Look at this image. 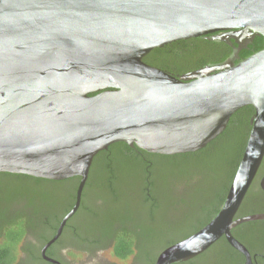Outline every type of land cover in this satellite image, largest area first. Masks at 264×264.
Returning <instances> with one entry per match:
<instances>
[{
	"label": "water",
	"instance_id": "water-1",
	"mask_svg": "<svg viewBox=\"0 0 264 264\" xmlns=\"http://www.w3.org/2000/svg\"><path fill=\"white\" fill-rule=\"evenodd\" d=\"M213 34L238 47L264 36V0H0V171L78 176V210L94 156L124 141L149 152L197 150L252 105L251 128L224 201L201 228L163 248L154 264L204 252L222 236L253 264L232 227L264 158V48L237 63L173 74L143 61L153 48ZM239 41L235 40V37ZM248 40V41H249ZM259 186L264 191V176Z\"/></svg>",
	"mask_w": 264,
	"mask_h": 264
},
{
	"label": "trees",
	"instance_id": "trees-1",
	"mask_svg": "<svg viewBox=\"0 0 264 264\" xmlns=\"http://www.w3.org/2000/svg\"><path fill=\"white\" fill-rule=\"evenodd\" d=\"M262 48L263 35L255 34L238 47L233 38L225 41L206 34L153 48L142 59L179 75L229 60L237 63ZM253 114L252 105L237 109L222 132L194 151L160 154L137 145L131 147L124 141L111 143L99 151L93 158L78 210L66 222L60 237L46 249V254L66 264L61 249L73 248L89 255L110 249L121 260L135 254L141 262L154 264L157 255L151 254L150 247L162 245V250L185 238L206 224L221 207L242 155ZM261 170L264 171V158ZM196 171L207 176L205 190L201 182H194ZM1 177L21 190L7 203L11 207L0 203L3 224L0 264L27 261L53 264L42 259L40 249L72 207L79 177L56 180L0 171ZM174 182H180V186L197 195L192 202V198H181L179 193V203L174 208L179 209V216L164 219L170 196L177 188ZM90 192L96 205L88 201ZM262 212L264 191L255 183L246 193L235 219ZM79 215H87L89 219L78 222ZM231 231L253 255V264H264V219L243 221ZM19 248L26 256L23 263L15 262ZM243 262V255L222 236L204 252L173 264Z\"/></svg>",
	"mask_w": 264,
	"mask_h": 264
},
{
	"label": "rangeland",
	"instance_id": "rangeland-1",
	"mask_svg": "<svg viewBox=\"0 0 264 264\" xmlns=\"http://www.w3.org/2000/svg\"><path fill=\"white\" fill-rule=\"evenodd\" d=\"M167 175L171 176L170 172H168ZM194 177H195L194 182L195 183L201 182V187L202 189L205 190L206 185H207V176L202 174L199 171H196L194 174ZM170 180L173 181V177L170 178ZM180 182H174V185L178 189L176 188V190H174L170 196V201H169L170 206L166 209L167 213L163 216L164 219H171V218H176L177 216H179L178 214L179 209L174 210V208L177 207L179 203L178 201L179 193H180L181 198L188 199V200L192 198L191 200L192 202L194 201V197H196L197 195V192H194L193 190H187V188H183L182 186H180L179 185ZM20 190L21 189L18 188L14 183L8 182V180L1 177L0 178V203L7 205L9 200L11 198H14L17 192H19ZM88 201L91 205L93 204L96 205L97 203L95 202V198L91 192L88 194ZM7 206L11 207L10 204ZM141 211L143 210L141 209ZM170 212H171V215H169ZM76 219L78 222H85L89 218L87 215H79ZM161 246L162 245L150 247L149 250L151 254L153 256L157 255L161 250ZM17 253H18V260H20V262L23 263L26 258L23 250L19 248ZM60 253L66 264L107 263V262H111L114 264H145V262L143 261L141 262L140 259H138V257L135 254L130 255L126 259L121 260L117 258L116 256H114L110 249L100 250L94 253L93 255H89V253L85 251H80V250H76L73 248H64V249H61ZM25 264H31V263L27 261ZM37 264H44V262L39 261Z\"/></svg>",
	"mask_w": 264,
	"mask_h": 264
},
{
	"label": "flooded vegetation",
	"instance_id": "flooded-vegetation-1",
	"mask_svg": "<svg viewBox=\"0 0 264 264\" xmlns=\"http://www.w3.org/2000/svg\"><path fill=\"white\" fill-rule=\"evenodd\" d=\"M235 37V40L236 41H239V39L237 38V36H234ZM248 40L249 39H243L240 43H239V45H245L247 42H248ZM263 161V160H262ZM264 176V171L263 170H261V165H260V167H259V169H258V172H257V174H256V176H255V178H254V181L252 182V185L253 184H255V183H258L259 184V182H260V179L262 178ZM3 233V224H2V220H1V218H0V243H2V237H1V234ZM18 256V255H17ZM255 258V257H254ZM15 262L16 263H18L19 262V260H15Z\"/></svg>",
	"mask_w": 264,
	"mask_h": 264
}]
</instances>
